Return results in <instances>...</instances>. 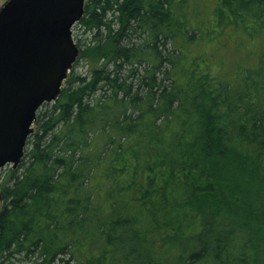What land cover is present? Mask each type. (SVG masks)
I'll list each match as a JSON object with an SVG mask.
<instances>
[{"label":"trees","instance_id":"16d2710c","mask_svg":"<svg viewBox=\"0 0 264 264\" xmlns=\"http://www.w3.org/2000/svg\"><path fill=\"white\" fill-rule=\"evenodd\" d=\"M73 30L0 169V264H264V0H86Z\"/></svg>","mask_w":264,"mask_h":264},{"label":"water","instance_id":"95a60500","mask_svg":"<svg viewBox=\"0 0 264 264\" xmlns=\"http://www.w3.org/2000/svg\"><path fill=\"white\" fill-rule=\"evenodd\" d=\"M85 4L6 0L0 7V169L20 164L39 109L58 99L80 52L73 27Z\"/></svg>","mask_w":264,"mask_h":264},{"label":"rangeland","instance_id":"374dc122","mask_svg":"<svg viewBox=\"0 0 264 264\" xmlns=\"http://www.w3.org/2000/svg\"><path fill=\"white\" fill-rule=\"evenodd\" d=\"M6 0H0V7L4 4ZM255 232H253L254 234ZM263 235H264V232H256L255 235H252V240L254 243H258V242H261L263 240Z\"/></svg>","mask_w":264,"mask_h":264}]
</instances>
